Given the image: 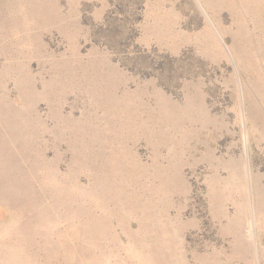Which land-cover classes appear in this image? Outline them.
Returning a JSON list of instances; mask_svg holds the SVG:
<instances>
[{"label": "rangeland", "instance_id": "1", "mask_svg": "<svg viewBox=\"0 0 264 264\" xmlns=\"http://www.w3.org/2000/svg\"><path fill=\"white\" fill-rule=\"evenodd\" d=\"M0 264H264V0H0Z\"/></svg>", "mask_w": 264, "mask_h": 264}]
</instances>
